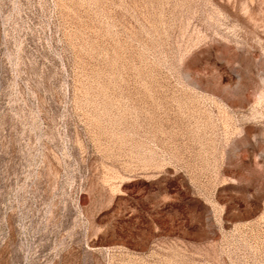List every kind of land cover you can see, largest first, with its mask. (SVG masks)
<instances>
[{
	"label": "rangeland",
	"instance_id": "374dc122",
	"mask_svg": "<svg viewBox=\"0 0 264 264\" xmlns=\"http://www.w3.org/2000/svg\"><path fill=\"white\" fill-rule=\"evenodd\" d=\"M0 264H264V0H0Z\"/></svg>",
	"mask_w": 264,
	"mask_h": 264
}]
</instances>
